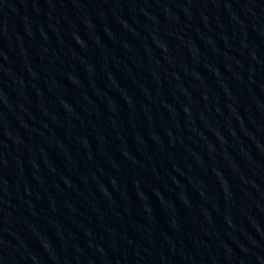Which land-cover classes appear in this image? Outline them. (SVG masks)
<instances>
[{"label": "water", "instance_id": "95a60500", "mask_svg": "<svg viewBox=\"0 0 264 264\" xmlns=\"http://www.w3.org/2000/svg\"><path fill=\"white\" fill-rule=\"evenodd\" d=\"M0 264H264V0H0Z\"/></svg>", "mask_w": 264, "mask_h": 264}]
</instances>
